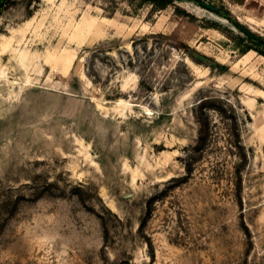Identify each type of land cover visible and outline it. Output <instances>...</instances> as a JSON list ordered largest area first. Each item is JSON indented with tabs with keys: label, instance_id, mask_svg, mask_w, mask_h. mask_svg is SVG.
<instances>
[{
	"label": "rangeland",
	"instance_id": "1",
	"mask_svg": "<svg viewBox=\"0 0 264 264\" xmlns=\"http://www.w3.org/2000/svg\"><path fill=\"white\" fill-rule=\"evenodd\" d=\"M236 24L264 41V0H6L0 264H264V44Z\"/></svg>",
	"mask_w": 264,
	"mask_h": 264
},
{
	"label": "water",
	"instance_id": "2",
	"mask_svg": "<svg viewBox=\"0 0 264 264\" xmlns=\"http://www.w3.org/2000/svg\"><path fill=\"white\" fill-rule=\"evenodd\" d=\"M200 4L203 5L205 8H208V9H211V10H216L215 7L209 5V4L205 3V2H201ZM236 25H237L240 29H242V31H243L244 33H246L248 36L253 37V38L256 39V40H261L259 37L253 35V34L250 33L249 31L243 29V28H242L241 26H239L238 24H236Z\"/></svg>",
	"mask_w": 264,
	"mask_h": 264
},
{
	"label": "trees",
	"instance_id": "3",
	"mask_svg": "<svg viewBox=\"0 0 264 264\" xmlns=\"http://www.w3.org/2000/svg\"><path fill=\"white\" fill-rule=\"evenodd\" d=\"M156 1V0H153ZM6 0H0V11L2 9V7L5 5Z\"/></svg>",
	"mask_w": 264,
	"mask_h": 264
},
{
	"label": "flooded vegetation",
	"instance_id": "4",
	"mask_svg": "<svg viewBox=\"0 0 264 264\" xmlns=\"http://www.w3.org/2000/svg\"><path fill=\"white\" fill-rule=\"evenodd\" d=\"M256 40V39H255ZM256 41H258L259 43H261V44H264V41H262V40H256Z\"/></svg>",
	"mask_w": 264,
	"mask_h": 264
}]
</instances>
